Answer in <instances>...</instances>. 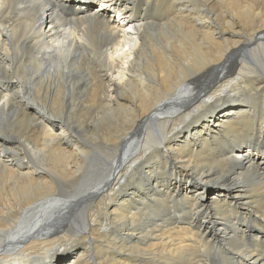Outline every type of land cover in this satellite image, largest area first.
Here are the masks:
<instances>
[{
  "label": "bare ground",
  "instance_id": "obj_1",
  "mask_svg": "<svg viewBox=\"0 0 264 264\" xmlns=\"http://www.w3.org/2000/svg\"><path fill=\"white\" fill-rule=\"evenodd\" d=\"M5 263L264 264V0H0Z\"/></svg>",
  "mask_w": 264,
  "mask_h": 264
},
{
  "label": "rangeland",
  "instance_id": "obj_2",
  "mask_svg": "<svg viewBox=\"0 0 264 264\" xmlns=\"http://www.w3.org/2000/svg\"><path fill=\"white\" fill-rule=\"evenodd\" d=\"M163 2L165 3V0H163ZM160 9H162V7L160 6ZM137 13H138V16H140V17H142V18H147V17H149L150 16V13L147 11L146 12V10L145 9H139V8H137ZM146 13V14H145ZM148 13V14H147ZM163 12H162V10H161V14H162ZM164 13H166V12H164ZM144 15V16H143ZM157 16V15H156ZM160 17L162 16H164V14H162V15H159ZM159 16H157L158 18H155V19H157V20H160V17ZM13 260V258L11 259V260H9V262H7V263H15V262H13L12 261ZM7 263H5V264H7Z\"/></svg>",
  "mask_w": 264,
  "mask_h": 264
}]
</instances>
